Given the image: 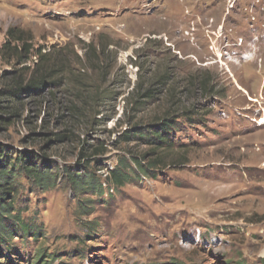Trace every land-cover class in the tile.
I'll return each instance as SVG.
<instances>
[{
    "label": "rangeland",
    "instance_id": "374dc122",
    "mask_svg": "<svg viewBox=\"0 0 264 264\" xmlns=\"http://www.w3.org/2000/svg\"><path fill=\"white\" fill-rule=\"evenodd\" d=\"M0 152V264H264V0H0Z\"/></svg>",
    "mask_w": 264,
    "mask_h": 264
},
{
    "label": "trees",
    "instance_id": "16d2710c",
    "mask_svg": "<svg viewBox=\"0 0 264 264\" xmlns=\"http://www.w3.org/2000/svg\"><path fill=\"white\" fill-rule=\"evenodd\" d=\"M8 47V45H7ZM43 85V80H36L30 82L28 89L30 90H38ZM23 89H18L15 93H13L12 96L19 97L21 95V92ZM173 117V116H172ZM172 117H169V114H167V117H165L163 120H161V125L157 127L154 131L147 134L146 137H149V143L150 145L155 146L154 149H162V147L166 144L167 147H171L169 144V133L171 130H173L175 122ZM135 132V133H134ZM133 132L132 136L126 135L125 138L130 140L135 137H139L140 139H144L143 135L145 132H143L142 128H137ZM2 156V152H0V157ZM31 161L30 156H22L21 158L18 157L16 162L19 166V171L25 173L30 180L33 181L38 186H42L45 189H48L49 187L53 186L55 183V179L53 178L52 173H46L45 171L39 169L37 164L29 165V162ZM159 162L153 161L150 162L149 167L150 168H156L157 164ZM120 167L116 169V171L112 172V183L115 184L117 187H124L125 184L130 180L132 177V174L128 172V169H132L134 174L136 176L138 175L137 172L144 174L148 173L149 170L145 166L142 165V162H139L138 160H135V165L137 166V169H133L129 164H127V160L123 159L121 160ZM80 178V179H79ZM70 179L72 181V184L77 188L86 187L89 188L91 185H93V179H84V176L80 177L79 175L71 176ZM16 193V173L15 170L9 171L7 168H5L1 162H0V241L5 242V239H10L12 234L16 229H20V223L14 224L11 226L8 221L18 219V216L15 214L14 209V201L7 202V197L11 194ZM101 193V192H100ZM23 233L30 232L31 229L25 230L26 228H21ZM37 231V230H35ZM36 233V232H34Z\"/></svg>",
    "mask_w": 264,
    "mask_h": 264
},
{
    "label": "bare ground",
    "instance_id": "6f19581e",
    "mask_svg": "<svg viewBox=\"0 0 264 264\" xmlns=\"http://www.w3.org/2000/svg\"><path fill=\"white\" fill-rule=\"evenodd\" d=\"M254 255V254H253Z\"/></svg>",
    "mask_w": 264,
    "mask_h": 264
}]
</instances>
